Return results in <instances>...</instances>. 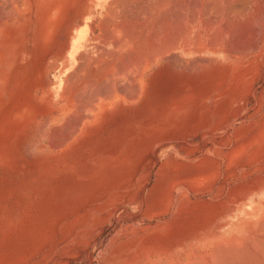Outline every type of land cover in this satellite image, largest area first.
I'll use <instances>...</instances> for the list:
<instances>
[{
    "label": "rangeland",
    "instance_id": "1",
    "mask_svg": "<svg viewBox=\"0 0 264 264\" xmlns=\"http://www.w3.org/2000/svg\"><path fill=\"white\" fill-rule=\"evenodd\" d=\"M4 1L1 264L96 261L116 219L123 225L138 218L139 202L161 191L153 187L164 175L216 160L214 149L225 150L219 144L234 128L264 114V54L236 84L215 76L217 61L200 50L147 58L131 38L138 23L152 33L159 27L139 7L143 1L122 11L112 10L111 0H27L15 13ZM184 190L176 188L175 197Z\"/></svg>",
    "mask_w": 264,
    "mask_h": 264
},
{
    "label": "bare ground",
    "instance_id": "2",
    "mask_svg": "<svg viewBox=\"0 0 264 264\" xmlns=\"http://www.w3.org/2000/svg\"><path fill=\"white\" fill-rule=\"evenodd\" d=\"M26 1L9 0L10 11H20ZM135 1L111 0V9L115 6L123 11ZM137 1L146 3L139 7L143 12L147 9L151 15L149 21L160 27L152 33L140 29L141 23L136 24L134 32L140 39L134 34L131 38H137L136 47L143 43L149 52L147 58H152L151 52L157 57L169 53L190 55L200 50L204 56L217 61L212 72L215 76L221 80L229 78L236 84L249 66L259 62L258 58L264 54V0ZM96 8L88 7L87 10ZM126 24L128 27V22ZM129 27L132 30L133 24ZM229 115L225 118L231 117ZM259 120L247 127L234 128L233 134L219 144L224 145L225 150L214 149L216 160L203 158L164 175L163 184L160 181L153 187L161 191L149 192L148 200L139 202L142 213L138 218L123 225L121 216L116 219L107 245L97 253L96 261L89 257V264H264V114ZM234 121H230V125ZM217 182L220 183L216 188ZM180 186L185 190L175 197V190Z\"/></svg>",
    "mask_w": 264,
    "mask_h": 264
}]
</instances>
